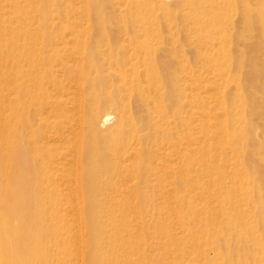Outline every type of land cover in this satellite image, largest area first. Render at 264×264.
Instances as JSON below:
<instances>
[{"label": "bare ground", "instance_id": "bare-ground-1", "mask_svg": "<svg viewBox=\"0 0 264 264\" xmlns=\"http://www.w3.org/2000/svg\"><path fill=\"white\" fill-rule=\"evenodd\" d=\"M2 2L0 264H144L148 250L133 221L149 229L146 217L167 241L150 264H186L190 249L216 234L218 223L248 239L255 222L245 217L252 216L250 204L264 216V0H181L196 70L151 16L148 24L93 31L50 24L54 0L35 6L38 22L27 9L36 0L11 3L13 17L2 13ZM205 71L224 84L215 93L217 108L186 92L188 77L198 80ZM184 105L203 112L188 121ZM110 111L117 124L104 132ZM222 147L231 149L233 162L217 158ZM186 160L199 165L208 188L188 194ZM214 175L228 182L216 184ZM138 182L145 184L142 197L133 192ZM77 188L82 202L74 204ZM132 195L146 208L139 203L135 211ZM208 196L213 206H192ZM159 200L177 203L178 228L169 216H143ZM177 231L192 247L177 242ZM194 258L204 264L201 254Z\"/></svg>", "mask_w": 264, "mask_h": 264}, {"label": "rangeland", "instance_id": "rangeland-1", "mask_svg": "<svg viewBox=\"0 0 264 264\" xmlns=\"http://www.w3.org/2000/svg\"><path fill=\"white\" fill-rule=\"evenodd\" d=\"M14 1L18 3L20 2L22 4H24L25 2H32H30V0H3L2 4L4 8L2 13H5L6 17H13V9L10 7V5ZM41 2H43V0H36V4L32 3L27 7L30 15L34 18V22H38L41 18V12L35 11V6H38ZM53 3L54 5L51 8L52 11L50 10L47 12V21L50 24L65 25L68 23H75L82 27L90 28L93 31H95L99 26L102 25L112 28H118L121 26L133 27L142 24V22L148 24V21H150V18L152 17V21L155 27L161 30L162 34L168 40V42L175 40L176 44L180 45V47L183 48L188 67H192L196 70L199 66H201L197 57L195 56V49L193 48L194 46L192 44L193 41H190V39L188 40L184 32L182 31V27L184 24L181 20V14L188 12V9H186V7L182 5L181 0H110L111 6L107 9L100 6L97 0H54ZM67 6H69L68 10ZM17 24L18 22L14 21L12 25L16 26ZM190 26L192 27V25ZM173 37L174 39H171ZM239 47L241 49L242 44H240ZM210 48L211 47L208 46V49ZM211 52L212 50H208V54H210ZM235 73L241 75V72L239 70ZM199 79L203 81L201 84L200 82H198ZM199 79H191L190 77H188V81L186 83V92L188 94L190 92L195 95H200L204 98L207 97L211 101V107L217 108V102L214 98L216 95L215 93L217 92V90H222L224 84L222 85L220 82H217L215 75L212 72L208 71L202 72V75ZM207 81H210L209 85H211L209 86L208 90L205 87ZM205 89L207 90V92ZM216 110L217 109H215V111ZM184 111L188 121L191 119L193 120V112H203V110H198L194 105H184ZM108 118L109 120L106 123H103L100 127L104 132H110L114 130L117 124L118 116L113 111L109 112ZM197 131L198 130L195 129L191 130L192 133H195L194 135H197ZM260 132V130H257L258 134H260ZM188 149H192V147L188 145ZM199 156L200 155H197V157ZM216 156L219 159L227 160L228 163H231L235 160V156L230 148H220L216 152ZM184 165L188 169V171L186 172L187 178L191 181L193 180V184L186 187V191L188 192V194L190 193L189 191L193 190L194 188L203 186L207 188L209 187L208 185H205L208 183V179H202V175H200L199 171H196V168L199 169V165L193 166V162H187V160L184 162ZM195 180L196 182H194ZM212 181H216V184L228 182V180L217 178L216 175L213 176ZM144 186L145 184L143 182H138L136 186L133 187V192H136L137 194H139V197H142L141 194L144 191ZM170 187L173 189L175 188V186ZM176 187L180 188L181 186L180 184H177ZM64 188L66 187H62V189ZM77 190V197L72 196L71 198H78V201H80L81 203V189L77 188ZM65 191L67 192V189ZM198 191H201V189H199ZM188 200L189 198L187 197L185 202L183 203V207H185V209L190 208ZM72 201L73 203L75 202L74 204L78 203L76 199L75 201L72 199ZM129 202L133 207H135V211L139 210V203L143 207H145L146 204V202L142 198H137L136 195H132ZM170 203L173 202L171 201L168 204L164 200H159L154 205V207L150 209L149 212H143V216H169V218L171 219V223H168L178 228V219L176 218L177 215L175 213L177 203H173L171 205ZM206 203H209L213 206L215 203V198L208 196V198H206L205 200L198 201V203H195L192 206H197L196 209L200 210V208H202V205H205ZM74 206L75 207L72 208L74 211L76 209H80L79 206L78 208L76 205ZM212 206H210V208ZM249 207L250 214L252 216L245 217L246 219H249L250 217L254 218L255 222L251 228L252 234H249L248 239L238 236L236 231L240 228H229L223 225L221 226L218 223L216 226V234L204 235L202 237L201 243L196 248V250H193V248L190 249L192 254L188 255L186 264H198L196 261H192V259H195L194 257H198V254H201V262L204 264H264V216H259L258 212H256L255 216V211L253 210L254 208H252L251 204ZM78 210H76L77 212L75 211L76 213H74H79ZM146 218L149 220L148 222L150 223L151 228H146L144 230H141V228H139L138 226L136 228L137 221H133V225H135V231L138 234H141V238L143 241L141 243H143V248H146L148 250V258L146 260L147 262L144 264H150L149 261L151 260V257L156 258L162 252L163 246L167 241L165 237L157 231L158 229L154 227V225L156 224H153L154 222L150 220V217ZM197 228H199V226L191 225V229L195 230ZM185 238H187V236L184 232L177 231V242H181L182 240H185ZM254 238H257V240H254ZM188 240H185L187 242V245L192 247L191 243L188 242ZM205 240H215L216 243L214 245H204ZM171 247L174 248L175 246L171 245ZM134 258L137 259L138 256L135 255ZM164 264L180 263L178 261L170 260L169 262H164Z\"/></svg>", "mask_w": 264, "mask_h": 264}]
</instances>
